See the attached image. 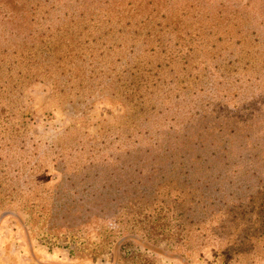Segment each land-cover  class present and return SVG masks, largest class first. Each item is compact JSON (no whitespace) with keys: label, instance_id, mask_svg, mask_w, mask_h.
<instances>
[{"label":"rangeland","instance_id":"374dc122","mask_svg":"<svg viewBox=\"0 0 264 264\" xmlns=\"http://www.w3.org/2000/svg\"><path fill=\"white\" fill-rule=\"evenodd\" d=\"M0 264H264V0H0Z\"/></svg>","mask_w":264,"mask_h":264}]
</instances>
